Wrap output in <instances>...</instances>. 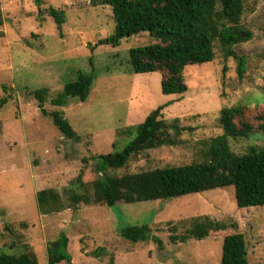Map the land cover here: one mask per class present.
<instances>
[{
	"label": "rangeland",
	"instance_id": "374dc122",
	"mask_svg": "<svg viewBox=\"0 0 264 264\" xmlns=\"http://www.w3.org/2000/svg\"><path fill=\"white\" fill-rule=\"evenodd\" d=\"M243 1L241 24L254 34L234 47L246 59L243 78L240 60L225 57L216 41L214 61L184 69L188 91L164 95V72L134 73L129 61L130 49L157 43L153 37L142 33L118 46L100 43L114 32L111 7L94 6L93 0H43L40 7L35 0H0V99H9L0 110V252L31 253L49 264L47 244L64 233L73 264H221L225 236L238 232L246 239L248 264H264V206L238 209L234 187L170 200L121 201L115 208L81 203L52 215H42L37 203L41 190L64 194L81 183L93 184L102 176L94 158L122 151L134 138L122 129L144 122L160 106L164 118L182 128L171 132L177 145L143 152L125 167L109 169L108 176L203 162L211 141L223 134L224 107L240 106L236 124L253 126L249 139L230 140L232 151L264 148V0ZM50 7L65 12L61 30ZM80 70L94 77L88 100L52 104ZM43 88L48 115L33 95ZM54 111L63 112L80 141L62 135L49 116ZM203 217L225 223L227 231L202 241L171 242V228L184 235ZM146 224L162 247L120 234L123 226Z\"/></svg>",
	"mask_w": 264,
	"mask_h": 264
},
{
	"label": "trees",
	"instance_id": "16d2710c",
	"mask_svg": "<svg viewBox=\"0 0 264 264\" xmlns=\"http://www.w3.org/2000/svg\"><path fill=\"white\" fill-rule=\"evenodd\" d=\"M35 1L39 7L44 3L43 0ZM93 5L109 6L113 12L114 32L101 40V44L118 46L123 39L142 33H148L157 41L130 49L129 61L134 73L164 72L161 80L164 95H183L188 91L184 69L214 61L216 41L220 42L225 57L240 60L238 74L240 79L243 78L246 59L239 57L234 47L251 41L254 36L250 29L241 24L243 0H93ZM48 13L61 30L66 22L65 12L50 7ZM93 85L92 74L80 70L76 79L67 82L51 103L65 107L70 99L86 102ZM33 95L43 114L48 115L44 109L48 90L39 89L33 91ZM8 102V97L0 99V110ZM164 109L165 106H160L144 122L122 129L121 133L127 132L134 136L122 151L94 158L97 171L102 176L93 184L81 183L78 189L69 188L64 194L55 189L39 191L37 203L40 213L52 215L67 208L76 210L81 203L104 204L115 208L121 201L135 204L170 200L229 187L235 189L238 209L264 206V148L252 146L247 152L236 154L230 145L231 139H249L253 134L250 123L236 124L237 118L242 115L240 106L221 110L223 134L211 141L203 162L166 167L148 173L108 176L109 169L123 168L133 157L143 152L177 145L171 132L174 130L177 133L182 128L164 118ZM49 116L64 137L75 141L82 139L62 111H54ZM260 129L264 133V122ZM227 229L225 223L203 217L194 220L191 229L184 235H177L175 228H171L173 233L170 240L174 244L186 243L191 239L202 241L212 233L226 232ZM120 234L133 243L152 239L163 246L162 240L151 234L147 224L123 226ZM13 244L10 248L14 247ZM68 246L69 238L64 233L50 241L47 244L48 263L73 264ZM93 255L99 257L97 252ZM247 256L245 236L238 232L227 234L223 240L221 264H248ZM0 264L40 263L31 253L11 255L1 251Z\"/></svg>",
	"mask_w": 264,
	"mask_h": 264
}]
</instances>
